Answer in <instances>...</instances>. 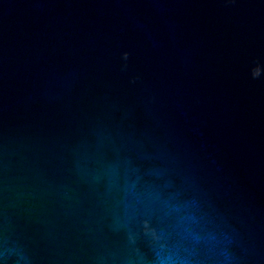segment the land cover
Listing matches in <instances>:
<instances>
[{
	"label": "water",
	"instance_id": "95a60500",
	"mask_svg": "<svg viewBox=\"0 0 264 264\" xmlns=\"http://www.w3.org/2000/svg\"><path fill=\"white\" fill-rule=\"evenodd\" d=\"M0 264H264V0H0Z\"/></svg>",
	"mask_w": 264,
	"mask_h": 264
}]
</instances>
